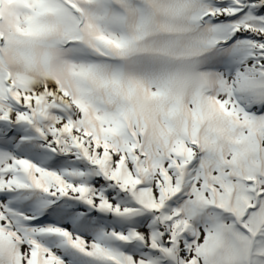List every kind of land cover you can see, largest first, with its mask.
Wrapping results in <instances>:
<instances>
[{"label":"snow or ice","instance_id":"obj_1","mask_svg":"<svg viewBox=\"0 0 264 264\" xmlns=\"http://www.w3.org/2000/svg\"><path fill=\"white\" fill-rule=\"evenodd\" d=\"M0 264H264V0H0Z\"/></svg>","mask_w":264,"mask_h":264}]
</instances>
